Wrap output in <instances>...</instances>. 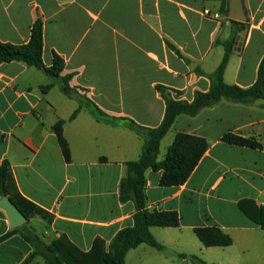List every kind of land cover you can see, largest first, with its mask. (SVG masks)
Returning <instances> with one entry per match:
<instances>
[{
	"label": "crops",
	"instance_id": "1",
	"mask_svg": "<svg viewBox=\"0 0 264 264\" xmlns=\"http://www.w3.org/2000/svg\"><path fill=\"white\" fill-rule=\"evenodd\" d=\"M229 2L0 0V41L28 44L40 19L45 65L52 66L58 55L64 61L62 76H71L66 93L62 83L35 67L20 61L0 63V167L9 164L19 194L53 217L51 222L31 218L17 227L27 223L47 244L66 236L83 252L101 239L108 252L115 236L134 226L135 204L122 203L119 188L126 164L141 157L144 140L120 119L160 126L166 103L157 86L187 102L197 92H208V76L225 55L223 44L239 28L235 22L245 30L237 34L224 82L243 89L257 82L264 58V0H242L247 22L229 17ZM50 84L51 89H42ZM87 103L114 123L95 116ZM262 105V100L246 105L222 100L196 117L177 118L168 133L173 134L171 144L178 133H186L207 139L210 146L181 186L163 187L161 171L147 172V208L175 211L181 225L151 229L165 246L161 251L150 247L159 254L157 263H142L143 244L127 254L126 264H197L192 256L207 264H264V228L256 222L264 223ZM61 120L71 162L65 160L54 131ZM228 133L261 147L225 143ZM163 141L159 160L165 155ZM17 227L0 208V237ZM201 227L220 228L233 244L205 247L195 234ZM32 252L14 234L0 243V264H46L40 257L26 263Z\"/></svg>",
	"mask_w": 264,
	"mask_h": 264
},
{
	"label": "trees",
	"instance_id": "2",
	"mask_svg": "<svg viewBox=\"0 0 264 264\" xmlns=\"http://www.w3.org/2000/svg\"><path fill=\"white\" fill-rule=\"evenodd\" d=\"M235 23L239 25V28L236 31L234 30L232 38L223 44L225 55L221 64L213 74L208 76L211 82L208 92H197L194 100L187 102L174 99L169 89L157 86L158 92L166 103L165 116L160 126L150 128L139 125L132 119H120L127 128L144 140V146L139 160L126 164L127 174L121 180L119 188L120 201L122 203L132 201L135 204L134 226L120 231L112 240L108 252H106L105 243L101 239L95 241L93 249L89 252L79 250L66 236H61L47 244L35 231L27 226V223L0 237V243L14 234H19L33 248V252L26 263L40 257L46 264H126L127 254L140 245L145 244L159 251L164 250L165 246L156 240L151 229L153 227H179L181 218L175 211L158 212L147 208V172L149 170L161 171L160 184L163 187L181 186L190 178L210 146L208 140L203 137L178 133L169 147L166 157L159 160L161 143L174 126L177 118L179 116L196 117L203 109L213 107L222 100L245 105L262 100V107L264 108V58L260 63L257 82L252 87L243 89L236 85H227L224 82V73L229 59L234 53L237 34L245 30L243 24ZM43 50L44 28L43 22L39 19L32 27L28 44L17 46L0 41V63L24 62L42 71L55 82L62 83L63 90L67 93L71 90L69 86L71 76H62L63 59L55 55L52 66L48 67L43 61ZM52 86L50 84L42 87V89L47 91ZM86 106L90 107L95 116L107 123H114V119L108 117L95 104L87 103ZM81 108L82 105L73 113L72 120L76 118ZM64 123L62 120L58 121L54 126V131L58 137L65 160L71 162V151L63 133ZM222 140L231 145L253 149L261 147L252 139L242 138L231 133L225 134ZM0 194L9 197L26 216L27 221L31 218L52 221L51 214L19 194L10 166L7 163L0 167ZM239 206L242 211L246 212L243 204L240 203ZM246 214L248 213L246 212ZM248 216L252 218L251 215ZM256 222L264 228L263 222ZM195 234L205 247H228L233 244L232 237L218 227L197 228ZM182 256L184 257V255ZM191 259L197 264H207L197 256H192Z\"/></svg>",
	"mask_w": 264,
	"mask_h": 264
},
{
	"label": "water",
	"instance_id": "3",
	"mask_svg": "<svg viewBox=\"0 0 264 264\" xmlns=\"http://www.w3.org/2000/svg\"><path fill=\"white\" fill-rule=\"evenodd\" d=\"M229 17L239 22H247V15L243 6L242 0H230L229 2ZM244 38H241L243 40ZM0 208H2L9 219L12 227H17L27 222L26 216L21 210L9 199L7 196H3L0 199Z\"/></svg>",
	"mask_w": 264,
	"mask_h": 264
},
{
	"label": "rangeland",
	"instance_id": "4",
	"mask_svg": "<svg viewBox=\"0 0 264 264\" xmlns=\"http://www.w3.org/2000/svg\"><path fill=\"white\" fill-rule=\"evenodd\" d=\"M172 137H173V134L172 132H170L167 138L163 141L161 153L165 154L164 158L166 156V153L168 152V147L171 144ZM33 231L37 233V230L34 228H33ZM144 247H145L144 250L140 252L141 253L140 256H142V263H157V260H158L157 255L159 254H157V252L154 249L150 248L149 246H144ZM130 262H132V260ZM168 263H177V261L175 262L170 261Z\"/></svg>",
	"mask_w": 264,
	"mask_h": 264
},
{
	"label": "built area",
	"instance_id": "5",
	"mask_svg": "<svg viewBox=\"0 0 264 264\" xmlns=\"http://www.w3.org/2000/svg\"><path fill=\"white\" fill-rule=\"evenodd\" d=\"M204 14H205V15H210V11L206 10V11L204 12ZM214 18H218V15H214Z\"/></svg>",
	"mask_w": 264,
	"mask_h": 264
}]
</instances>
